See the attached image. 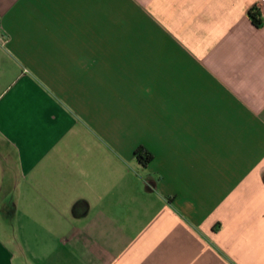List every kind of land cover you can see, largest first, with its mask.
Masks as SVG:
<instances>
[{"label":"crops","instance_id":"crops-1","mask_svg":"<svg viewBox=\"0 0 264 264\" xmlns=\"http://www.w3.org/2000/svg\"><path fill=\"white\" fill-rule=\"evenodd\" d=\"M254 6L0 0V264H264Z\"/></svg>","mask_w":264,"mask_h":264},{"label":"trees","instance_id":"trees-1","mask_svg":"<svg viewBox=\"0 0 264 264\" xmlns=\"http://www.w3.org/2000/svg\"><path fill=\"white\" fill-rule=\"evenodd\" d=\"M249 16L256 25L261 26L264 24V19L261 17L260 10L257 6H254L249 10ZM136 156L143 163L149 162L153 157L152 153L144 146H141L136 150Z\"/></svg>","mask_w":264,"mask_h":264}]
</instances>
